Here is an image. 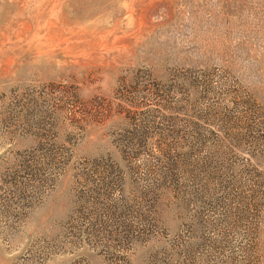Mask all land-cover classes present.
<instances>
[{"label":"rangeland","instance_id":"1","mask_svg":"<svg viewBox=\"0 0 264 264\" xmlns=\"http://www.w3.org/2000/svg\"><path fill=\"white\" fill-rule=\"evenodd\" d=\"M0 264H264V0H0Z\"/></svg>","mask_w":264,"mask_h":264}]
</instances>
